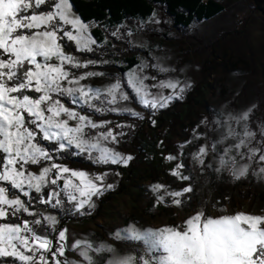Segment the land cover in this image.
Returning <instances> with one entry per match:
<instances>
[{"label": "snow or ice", "instance_id": "1", "mask_svg": "<svg viewBox=\"0 0 264 264\" xmlns=\"http://www.w3.org/2000/svg\"><path fill=\"white\" fill-rule=\"evenodd\" d=\"M89 27L74 13L71 0H0V264H70L64 258L68 250H79L84 264H97L96 253L112 254L102 264H264V216L242 212L213 218L195 211L182 225L147 232L133 225L123 235L115 233L117 241H143L148 246L144 255H117L112 246H94L86 240L68 243V230L57 227V216L50 210L66 202L77 212L94 207L93 197L113 184L104 183L106 171L93 175L64 161L83 157L95 165L127 166L133 159L109 146L119 144L126 125L109 127L111 120L93 117L115 113L143 119L129 106L133 97L128 89L139 106L154 113L181 99L188 86L144 74L146 64L103 87L87 83L107 75L90 69L108 61L80 59L66 48L72 44L76 52L87 54L102 47ZM152 66L160 73L170 71ZM251 112L249 108L230 117L240 129L228 127L232 143L220 151L225 157L232 155L220 158V167L230 164L234 169L238 160L253 158L264 163V129L258 136L249 128ZM202 137L200 133L198 139ZM208 154V145L196 146L200 165L211 167L205 159ZM179 155L166 159L177 161L171 175L187 181L190 177L182 174L186 165ZM248 172L245 162L233 175L240 179ZM258 172L264 174V167ZM165 187L155 184L153 191ZM191 191V185L170 191L168 202L179 206L180 198ZM157 201L163 203L165 197Z\"/></svg>", "mask_w": 264, "mask_h": 264}, {"label": "rangeland", "instance_id": "2", "mask_svg": "<svg viewBox=\"0 0 264 264\" xmlns=\"http://www.w3.org/2000/svg\"><path fill=\"white\" fill-rule=\"evenodd\" d=\"M218 1L224 5L221 11L196 20L188 27L174 25L166 13L157 8L148 18L130 19L109 28V43H99L102 47L95 53H78L72 44L66 48L80 59L108 61L90 69L107 73L103 78L87 81L95 87L123 78L134 68L139 72L145 64L148 67L143 69L144 74L156 76L157 80H179L182 86L188 85L181 99L173 100L167 108L154 113L139 106L134 93L128 89V94L133 97L129 106L140 111L143 119L115 113L93 117L111 120L109 127L118 123L126 125L123 128L126 135L120 137L119 144L109 146L133 157L130 161L133 162V173L130 179H124V189L118 191L130 162L127 166L95 165L83 157L64 161L73 169L93 175L106 171L108 176L104 183L113 184L112 189L104 191L110 196L97 216L75 217L95 212L102 195L93 197L94 207L80 212L67 202L59 209L50 210L57 216L59 224L63 216H72L61 227L57 225L68 230L69 244L77 239L86 240L94 246H112L117 255H144L148 246L143 241H117L115 233L120 231L123 235L124 230L133 225L143 232L182 225L195 211H203L213 218L241 212L264 216V174L258 172L264 163L253 158L251 161L238 160L234 169L230 164L219 165L220 158L229 159L232 155L229 152L225 157L220 151L232 143V138L226 135L228 127L240 129L230 117L252 108L249 128L257 130L258 136V130L264 129V10L258 7L256 0ZM73 11L80 16L74 6ZM81 19L89 24L92 33L91 27L95 23ZM114 31L117 32L115 37L111 35ZM132 56L137 57L138 62L125 68L126 58ZM154 64L170 71L160 73L152 66ZM165 94H168L167 90ZM200 133L203 137L198 139ZM201 144L209 146L205 159L211 167L200 165L196 159V146ZM178 153V160L186 165L181 172L190 177L187 181L171 175L177 161L166 157ZM245 162L249 163L248 174L236 179L233 171H238ZM218 167L220 171H216ZM155 184L166 187L154 192ZM186 185H191L192 191L180 198L182 203L179 206L169 203L168 192ZM161 195L165 197L163 203L157 201ZM34 207L37 210L43 208L40 205ZM93 255L97 264L112 256L111 253ZM64 258L70 264H84L79 250L66 251Z\"/></svg>", "mask_w": 264, "mask_h": 264}, {"label": "trees", "instance_id": "3", "mask_svg": "<svg viewBox=\"0 0 264 264\" xmlns=\"http://www.w3.org/2000/svg\"><path fill=\"white\" fill-rule=\"evenodd\" d=\"M80 16L89 23H95L91 31L98 43H109L108 29L118 27L130 19L148 18L157 8H161L174 25L190 26L196 20H202L218 13L224 5L218 0H71ZM258 7L264 10V0H256ZM125 68L134 66L138 59L128 57ZM187 99L191 97L188 95ZM133 173V162L129 163L128 171L119 183L118 191L124 189V179H130ZM104 193L95 212L75 216L89 218L97 216L103 203L109 198ZM74 217V216H73ZM72 216H63L59 227L65 224Z\"/></svg>", "mask_w": 264, "mask_h": 264}]
</instances>
